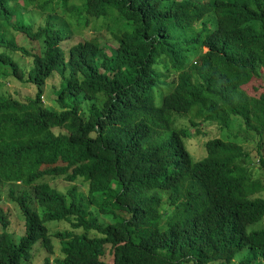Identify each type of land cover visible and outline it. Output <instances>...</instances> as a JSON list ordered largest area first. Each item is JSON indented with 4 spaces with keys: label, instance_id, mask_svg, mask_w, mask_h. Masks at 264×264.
<instances>
[{
    "label": "trees",
    "instance_id": "1",
    "mask_svg": "<svg viewBox=\"0 0 264 264\" xmlns=\"http://www.w3.org/2000/svg\"><path fill=\"white\" fill-rule=\"evenodd\" d=\"M43 1L0 0V47L31 59L25 72L0 53V75L36 87L26 101L0 95V264H29L35 246L43 264H231L244 250L238 264H264V229L250 230L264 221V185L233 133L238 121L260 138L264 165V0ZM12 2L108 19L117 47L94 38L67 53L63 30L12 23ZM9 29L41 40V53L7 40ZM53 73L64 87L47 108ZM179 116L229 135L194 160ZM59 178L75 187L56 191ZM53 222L73 231L55 234L61 257L50 262Z\"/></svg>",
    "mask_w": 264,
    "mask_h": 264
},
{
    "label": "rangeland",
    "instance_id": "2",
    "mask_svg": "<svg viewBox=\"0 0 264 264\" xmlns=\"http://www.w3.org/2000/svg\"><path fill=\"white\" fill-rule=\"evenodd\" d=\"M58 2L60 0H54ZM183 1V0H177ZM195 2H205L207 0H194ZM38 3L44 4L43 0H38ZM75 1L69 3V5H75ZM12 6H16L13 9V16L10 18L12 23L19 25L29 26L33 29L49 24L52 28L61 29L64 31L68 38L64 43V48L69 53L70 49L78 42L89 39H98L99 42L106 47L116 49L117 44L114 41V24L108 19H98L89 17V23H85L86 15H83L79 19L73 17L72 13L65 14L63 7L55 9V13H51L48 7L46 11H40L35 8L25 7L20 3H11ZM114 19V18H113ZM115 23V21H114ZM110 24V26H109ZM5 38L10 42L15 43L28 51L41 53L43 42L33 41L27 38L25 35L15 32L11 29L4 32ZM7 53L10 57L17 60L25 72H28L31 66V59L25 58L21 53L16 51H10L6 48L0 47V53ZM64 87V76L60 73H53L43 84L42 87V102L47 108H55L56 104L54 98L58 96L61 89ZM252 92V90H248ZM36 93V87L34 85H28L22 87L19 84L11 81L10 78H6L0 75V95L7 96L18 101H26L28 98L34 97ZM200 124L198 128L192 127V116H179L177 118V124L179 127L189 128L190 135L189 140H185V145L194 160H200L206 156L205 143L210 138H226L229 135L226 131H223L215 123L202 122L194 120ZM236 128L233 129V133L237 134L236 138L245 149H250L251 155L248 157L251 167L250 172L254 182H261L264 185V165L260 160V154L258 152L259 137H256L253 133L246 132L242 127L239 126L238 121H234ZM223 134V135H222ZM222 135V136H221ZM264 154V147L262 148ZM50 186L56 191L67 194L69 190L73 189L75 184L66 182L63 179H55L50 181ZM12 185H8L3 190V200L5 205L10 209L11 212V226L10 229L13 233V239L17 242L19 233L22 229L20 223L21 218L16 207L13 206L12 202L8 199L7 194L9 188ZM79 189L83 192H87L86 186H80ZM262 197L264 198V191H262ZM50 235H52V242L54 246V254L49 256L50 262L55 258L61 257V240L55 237V234L59 232H71L73 231L70 223H50L48 224ZM264 229V221L261 223L250 226V230ZM33 254L29 264H43L44 258L47 256L46 252L42 249L34 247ZM247 250H244L236 255L234 261L231 264H238L242 258L246 257ZM51 264V263H50Z\"/></svg>",
    "mask_w": 264,
    "mask_h": 264
}]
</instances>
